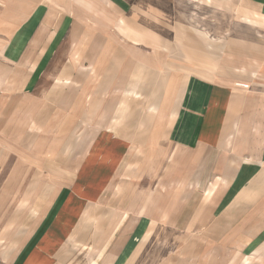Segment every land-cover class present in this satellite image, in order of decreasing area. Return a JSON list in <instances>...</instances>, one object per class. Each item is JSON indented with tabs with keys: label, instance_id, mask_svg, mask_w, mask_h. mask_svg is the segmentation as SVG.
Returning <instances> with one entry per match:
<instances>
[{
	"label": "crops",
	"instance_id": "1",
	"mask_svg": "<svg viewBox=\"0 0 264 264\" xmlns=\"http://www.w3.org/2000/svg\"><path fill=\"white\" fill-rule=\"evenodd\" d=\"M1 100L84 142L10 264H264V0H8Z\"/></svg>",
	"mask_w": 264,
	"mask_h": 264
},
{
	"label": "rangeland",
	"instance_id": "2",
	"mask_svg": "<svg viewBox=\"0 0 264 264\" xmlns=\"http://www.w3.org/2000/svg\"><path fill=\"white\" fill-rule=\"evenodd\" d=\"M7 1L0 0V23L6 19ZM231 18L229 11L224 10L223 40L226 42L233 38V31L228 24H231ZM210 20L207 18L208 24ZM207 32L211 33L210 30ZM242 33L241 27V38ZM65 53L67 49L62 55ZM182 82L183 76L176 74L167 84V95L162 100L159 118L163 129L171 122ZM46 104L43 110L38 111V116L33 115L32 119L35 120L30 128L25 126L21 115H17L10 125L7 124L6 119L3 120L4 111H0V264H10L37 221L42 205L48 204L59 187L67 183L83 152L84 142H80V139L73 142L69 136L68 141H64L68 135L63 134L64 127L58 128L59 125L67 124L64 119L63 123L56 120L55 129L45 127L52 120L48 118L47 121V116L55 114L52 106ZM2 105L3 100L0 101ZM41 116L43 124L39 120ZM52 130L56 133H49ZM158 145L165 146L160 141ZM152 162L158 165L159 160ZM147 242L148 238L144 239L141 248ZM230 261L235 262L234 256Z\"/></svg>",
	"mask_w": 264,
	"mask_h": 264
}]
</instances>
